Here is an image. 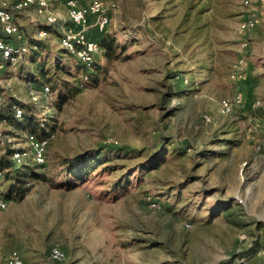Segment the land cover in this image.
Masks as SVG:
<instances>
[{"label":"rangeland","instance_id":"obj_1","mask_svg":"<svg viewBox=\"0 0 264 264\" xmlns=\"http://www.w3.org/2000/svg\"><path fill=\"white\" fill-rule=\"evenodd\" d=\"M66 1L50 3L65 16ZM104 3L111 15L107 33L124 40L126 49L117 60L102 51L96 56L104 68L98 83L81 86L85 70L77 72L80 65L60 47L57 28L46 26L51 35L38 59L0 69V107L11 97L32 103L34 62L47 54L44 65L54 70L58 55L77 73L59 71L72 91L60 108L53 106L58 91L45 83L51 99L39 104V118H49L54 138L42 172L54 176L61 158L108 144L124 152L104 166L119 167L71 189L34 181L24 198L8 197V208L0 210V264H11L14 253L23 264H230L231 254L254 237L262 247L248 264H264V2L252 8L243 0ZM248 17L258 25L242 34L239 24ZM18 18L26 33L36 20L33 12ZM244 40L249 46L242 50ZM240 56L244 77L232 82ZM237 94L243 103L221 115L220 101ZM176 147H189L188 154L171 160ZM163 148V165L131 174ZM127 171L128 192L114 198L110 186ZM8 184L2 182L5 193ZM233 199L245 209L243 226L221 210L207 217ZM54 248L64 252L62 262L52 260Z\"/></svg>","mask_w":264,"mask_h":264},{"label":"trees","instance_id":"obj_2","mask_svg":"<svg viewBox=\"0 0 264 264\" xmlns=\"http://www.w3.org/2000/svg\"><path fill=\"white\" fill-rule=\"evenodd\" d=\"M92 21L93 20L91 19V22ZM45 28L51 32L49 27ZM88 37L89 39L96 41L100 45V52L102 51L104 53V57L108 61L117 60L121 55L122 50L126 49V46H124L126 42L124 40L120 41L115 36L108 34L107 30H105L104 32H99L96 28H92L88 33ZM46 39L36 40L34 38H30L29 43L31 48L26 58H31L33 61L38 59L39 55H42V53L45 52L44 40ZM129 39L134 38L130 36ZM70 55L77 61L75 56H73L72 54ZM46 56L48 55L46 54L43 60L34 62L38 77L34 74L31 79L36 82L37 88H41L42 86L46 85L45 83H48L52 86L53 91H58L57 98L53 102V106L56 108H60L62 105L67 103L69 95L72 94V91L69 92V84L65 82V80H63V77L59 74L60 70L70 76H73L75 73L83 71L84 69L85 73L83 74H89L90 79H93L96 84L98 83L96 78H98L99 75L102 74L104 69L99 64V62H97V57H95L91 69H87L84 65L80 64L77 61L80 66L78 67L77 72L74 73L69 69L68 66H66V64H60L62 62V58L58 57V55H55L53 57V67L55 68H53L54 70H52V66L51 68H47L46 65H44L45 63H47ZM22 63L23 65H25L24 62ZM50 74L51 76H49ZM191 83H193V81ZM185 91L186 88L179 91V95L181 96V98L185 96ZM40 103H27L14 97H11L10 100L2 103V106L0 107V123L5 126V130L1 133L3 135L11 137H19L22 133H32L35 134L39 139L47 137V133L49 132L53 134L54 126L50 125V122L48 120L49 118H39V115L43 113V111L40 110L39 107ZM15 108L19 109L22 112L21 118L16 117ZM188 150L189 147H176L172 149L171 153L168 154L171 155L170 157L172 160L178 158L179 156L187 155ZM13 152H15V150L9 149L0 153V177L3 179V183H9L8 193H6L7 198L11 196L16 198H24L29 191L30 183L34 181H44L50 183L55 187H66L68 189L78 187L81 183L95 178L98 173L101 174L104 171L109 172L115 167H119V164L107 166L104 165L123 156L122 153L124 152V149H119L115 145L108 144L96 149L89 150L85 153L78 154L74 157L61 158L59 162L61 168L56 172L54 176H48V174L42 172V169L45 168L46 164L43 166H36L33 164L18 166L16 161L13 160ZM137 152L141 153L140 151ZM164 152L165 148H163V150H161L156 155L149 156V159L145 163H141L136 168L131 169V174L144 171L150 173L158 169L165 163ZM201 153L202 155H204L205 151H202ZM99 168L101 169L100 172H96ZM128 171L111 184V190L109 193L114 198L121 197L128 192V188L130 187V182L128 179L130 172ZM94 172L96 173L93 174ZM214 209L215 212H212V210L205 212L207 217L212 218L214 215H216L217 210H221L223 211L222 213H225L224 215L229 218L232 216H237L236 220L231 221L233 225L243 226L245 224V209L243 205H241L235 199L227 200V202L218 204ZM261 247L262 243L260 239L258 237H254L248 246L243 249L236 250L231 254V258L229 259L231 260L230 264H233L237 260L249 259Z\"/></svg>","mask_w":264,"mask_h":264},{"label":"built area","instance_id":"obj_3","mask_svg":"<svg viewBox=\"0 0 264 264\" xmlns=\"http://www.w3.org/2000/svg\"><path fill=\"white\" fill-rule=\"evenodd\" d=\"M258 2L264 0H243L246 8H252ZM67 15H62L54 10L50 0H0V69L7 65L17 66L25 61L30 52V43L28 35L36 40L49 38L51 32L46 26L57 28L59 33V45L69 54L75 56L77 61L87 69L92 68L96 55L100 53V45L89 39L88 33L92 28L99 32H104L110 25V8L106 9L102 0H89L82 2L80 0H67ZM33 12L36 20L30 25L27 33L23 31L18 15L29 14ZM38 18L42 22L38 21ZM91 19L93 20L91 22ZM43 24V25H42ZM258 25V20L254 17H248L239 24V32L242 34L251 31ZM249 46L247 41L240 45L242 50ZM245 59L240 56L233 64L230 71V81L238 82L244 77ZM90 81L89 74H82L80 83L83 87ZM29 94L33 103H49L51 99L50 87L45 85L37 88L30 83ZM243 103V96L237 94L233 99H222L219 103V112L223 116L230 115L234 108ZM16 109V117L21 118L22 112ZM205 123L212 122L209 115L204 116ZM54 135L49 132L47 137L39 139L35 134L22 133L19 137L3 135L0 132V147L3 151L9 149L13 152V160L18 166L33 164L43 166L46 164L47 150L49 142ZM2 178L0 177V210L5 211L9 206L7 195L2 189ZM245 238V236H243ZM51 258L55 262H62L65 259L64 252L59 248H54L51 252ZM248 259L235 261L236 264H248ZM11 264H23V260L13 254L10 259Z\"/></svg>","mask_w":264,"mask_h":264},{"label":"crops","instance_id":"obj_4","mask_svg":"<svg viewBox=\"0 0 264 264\" xmlns=\"http://www.w3.org/2000/svg\"><path fill=\"white\" fill-rule=\"evenodd\" d=\"M20 23H21V25H22L23 27H24V24H26V22H25V21H23V22H22V21H20ZM30 83H31V82H30ZM30 83H29V84H30ZM31 84H32V83H31ZM237 261H238V260H237ZM248 261H250V260L248 259V260H247V262H248Z\"/></svg>","mask_w":264,"mask_h":264}]
</instances>
